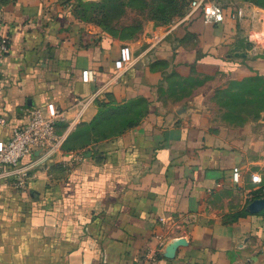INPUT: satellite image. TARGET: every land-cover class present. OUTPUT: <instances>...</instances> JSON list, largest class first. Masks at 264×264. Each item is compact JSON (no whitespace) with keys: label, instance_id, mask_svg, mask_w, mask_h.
<instances>
[{"label":"crops","instance_id":"0c3cea01","mask_svg":"<svg viewBox=\"0 0 264 264\" xmlns=\"http://www.w3.org/2000/svg\"><path fill=\"white\" fill-rule=\"evenodd\" d=\"M75 6L0 2V32L10 42L0 58V139L48 101L63 111L56 126L62 141L94 117L100 101L140 99L147 110L103 137L61 142L32 166L36 176L23 187L0 178V264H264V211L246 208L259 187L250 174L264 175V123L215 125L197 110L200 101L181 108L158 97L167 70L264 76V7L223 4L221 21L199 9L169 24L149 21L126 42L132 61L116 68L123 40L79 19ZM33 157L27 152L18 164ZM233 165L241 167L239 183L231 179ZM242 208L248 213L228 217ZM160 234L164 245L151 256ZM178 237L183 242L168 255Z\"/></svg>","mask_w":264,"mask_h":264},{"label":"rangeland","instance_id":"374dc122","mask_svg":"<svg viewBox=\"0 0 264 264\" xmlns=\"http://www.w3.org/2000/svg\"><path fill=\"white\" fill-rule=\"evenodd\" d=\"M99 0H76V4L92 7ZM116 8L123 10L121 16L115 19L112 33L127 42L143 30L145 23L151 21L154 25L169 24L185 14L189 9L190 0L183 5L181 11L173 14L168 19L151 18L149 16V4L151 0H114ZM224 5H233L242 1L253 0H214ZM88 15H95L93 10L88 8ZM114 19V20H115ZM113 20V22H114ZM132 22V23H129ZM113 24V23H112ZM159 99L165 104H180L181 108L188 103V100L200 101L201 112L215 125H227L230 127L242 126L245 124L256 125L264 123V77L250 79H223L221 77L192 74L186 77L176 75L172 70H167L164 80L159 88ZM146 102L136 100L118 108L117 112L105 118L94 129H85L86 135H82V141L98 137L102 134L118 131L130 119H138L146 112ZM85 127V126H84ZM79 141L78 143L82 142ZM264 179V175L261 177ZM262 181V180H261ZM260 181V182H261ZM258 182V183H260ZM257 182L253 184L257 185ZM258 187L251 190L249 197L256 195L263 196ZM248 197V198H249ZM259 197V196H256ZM251 200V199H250ZM249 200V201H250Z\"/></svg>","mask_w":264,"mask_h":264},{"label":"built area","instance_id":"2783aa9c","mask_svg":"<svg viewBox=\"0 0 264 264\" xmlns=\"http://www.w3.org/2000/svg\"><path fill=\"white\" fill-rule=\"evenodd\" d=\"M223 8V4L214 0H190L188 11L199 9L206 19L221 21L224 17ZM236 15L243 16V11L238 8ZM246 38L254 42L255 35L247 34ZM9 45V36L0 32V58L9 49ZM132 59L133 53L130 45L126 42L121 43L118 56L114 60L115 67H125ZM85 72L87 77H91V69H86ZM80 103L82 108L87 100H82ZM62 115L63 111L54 101H48L44 105L31 107L28 110L26 122L11 126L10 135L5 139H0V178H11L16 186L23 187L27 181L36 176L35 171L31 170L32 166L47 160L60 149L62 137L58 134L56 126ZM4 121V118L0 116V122ZM27 152L34 153L33 159L28 164L19 165L20 157ZM231 179L235 183L241 181L239 165L232 166ZM250 179L258 183L262 178L258 172H252ZM160 219L164 220L163 217ZM158 237L160 238L158 248L151 252V256L159 254V250L164 245L165 236L160 234Z\"/></svg>","mask_w":264,"mask_h":264},{"label":"trees","instance_id":"16d2710c","mask_svg":"<svg viewBox=\"0 0 264 264\" xmlns=\"http://www.w3.org/2000/svg\"><path fill=\"white\" fill-rule=\"evenodd\" d=\"M6 1L7 0H0V2H6ZM187 1L188 0H151L152 4H149V11H150L149 16L151 18H158V19L166 20L173 14L181 11L183 5L186 4ZM253 3L264 7V0H253ZM80 4L81 3H78L75 6V12L79 19L89 20L94 23H97L101 25L103 29L111 33H112L113 28H115L114 23L120 21V19H115V18H117L118 16H121V13H123V10H121L120 8H116L117 4L115 3L114 0H99L97 1V3H94V6L92 7L91 6L82 7L83 5H80ZM88 8L93 10V13L96 16L99 15V17L88 15L87 14ZM129 23H132V22H129ZM261 77H264V76L254 73L245 79L261 78ZM238 80H242V79H238ZM136 100L139 101L140 99L129 100L123 103H109V102L100 101L99 110L94 115V117L88 123H83V122L79 123L77 128L69 136H67L64 141H62L63 144L65 142V146H72V145L74 146L76 144H83L85 142H88L89 140L82 141L80 139L82 135H86L85 129L95 130L98 124H100L105 118L115 114L118 108H122L123 106H125V104H128L129 102L136 101ZM138 119L128 120L127 123L123 125V127L135 124L138 121ZM105 135L107 134H102L98 137H95V139L103 137ZM91 139H94V138H91ZM79 141H82V142L78 143ZM261 180L262 181L260 182L258 188L259 190L263 192L262 194H264V179H261ZM256 196H260V195H256ZM262 211H264V208ZM243 213L244 214L248 213V210L246 208H242L236 212L230 213L229 214L230 216L228 215V217H235Z\"/></svg>","mask_w":264,"mask_h":264},{"label":"water","instance_id":"95a60500","mask_svg":"<svg viewBox=\"0 0 264 264\" xmlns=\"http://www.w3.org/2000/svg\"><path fill=\"white\" fill-rule=\"evenodd\" d=\"M246 208L251 212H256L264 208V195L259 197H254L251 199L247 205ZM183 242V239L178 237L175 239H172L169 241V243L166 246V253L168 255H172L177 245Z\"/></svg>","mask_w":264,"mask_h":264}]
</instances>
